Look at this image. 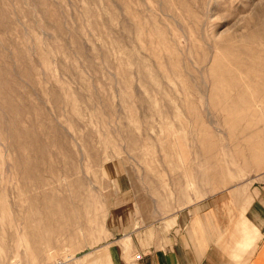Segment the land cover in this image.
I'll return each mask as SVG.
<instances>
[{
	"label": "rangeland",
	"instance_id": "rangeland-1",
	"mask_svg": "<svg viewBox=\"0 0 264 264\" xmlns=\"http://www.w3.org/2000/svg\"><path fill=\"white\" fill-rule=\"evenodd\" d=\"M191 229L264 264V0H0V264Z\"/></svg>",
	"mask_w": 264,
	"mask_h": 264
},
{
	"label": "crops",
	"instance_id": "crops-1",
	"mask_svg": "<svg viewBox=\"0 0 264 264\" xmlns=\"http://www.w3.org/2000/svg\"><path fill=\"white\" fill-rule=\"evenodd\" d=\"M198 221L199 219L192 221L193 229L194 226L198 229ZM184 236L177 235L165 247L160 246V242L153 238L136 242L134 249L142 258L131 261L130 264H232L229 256L215 243L200 236L194 238L192 229Z\"/></svg>",
	"mask_w": 264,
	"mask_h": 264
},
{
	"label": "built area",
	"instance_id": "built-area-1",
	"mask_svg": "<svg viewBox=\"0 0 264 264\" xmlns=\"http://www.w3.org/2000/svg\"><path fill=\"white\" fill-rule=\"evenodd\" d=\"M141 258H142V256L141 255H138L136 259L137 260H140Z\"/></svg>",
	"mask_w": 264,
	"mask_h": 264
}]
</instances>
